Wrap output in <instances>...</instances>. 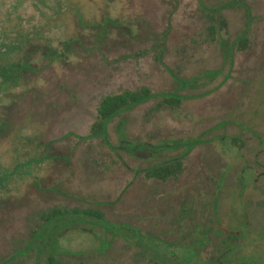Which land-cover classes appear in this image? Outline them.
Here are the masks:
<instances>
[{
	"label": "rangeland",
	"instance_id": "374dc122",
	"mask_svg": "<svg viewBox=\"0 0 264 264\" xmlns=\"http://www.w3.org/2000/svg\"><path fill=\"white\" fill-rule=\"evenodd\" d=\"M142 87L183 100L77 140L103 96ZM174 159L175 178L145 176ZM53 206L100 209L188 264H264V0H0V263ZM73 230L54 264H152ZM32 247L16 261L47 264Z\"/></svg>",
	"mask_w": 264,
	"mask_h": 264
},
{
	"label": "trees",
	"instance_id": "16d2710c",
	"mask_svg": "<svg viewBox=\"0 0 264 264\" xmlns=\"http://www.w3.org/2000/svg\"><path fill=\"white\" fill-rule=\"evenodd\" d=\"M18 68L21 69L22 67H17V69ZM14 70L17 71L16 69ZM157 96L161 97V100L157 102L158 107L164 104L179 106L183 100V96L181 95L175 93L155 94L145 87L138 90H124L120 93L105 95L98 103L96 119L91 125L90 132L84 136L77 135V140L100 138L105 144H108L106 127L115 116L135 107L149 98ZM199 142L200 140L196 137L190 141L187 146L191 148L198 145ZM47 159H52V153L46 154L43 152L41 160L44 161ZM180 170L181 161H179V159H174L155 163L145 169L144 174L147 178L166 181L175 178ZM93 228L101 230L97 235H99L102 240H105L107 236L117 235L128 245L131 244L134 247H138L141 253L142 251L144 252L138 254V256H147V260L152 264H188L184 261L167 256L166 249L164 248V252H162L160 247L163 246L166 248L165 245H167V241L162 240L160 237H153L142 232L138 233V231H133L131 223L110 221L100 209L79 206L68 208L53 206L41 211L37 215V220L34 225L31 227V236H27L26 239L20 243L22 245L14 250L9 260L4 263L1 262L0 264H19L16 258L20 257L22 253L31 250L33 248L32 246L37 245H40V251H53V253H48L46 257L47 264H54V262L58 260L55 255L56 251L54 252L55 243L57 239L61 237L64 230L74 229L73 231H77V229H79L90 232ZM162 243H164V245ZM193 264L198 263L195 262Z\"/></svg>",
	"mask_w": 264,
	"mask_h": 264
}]
</instances>
